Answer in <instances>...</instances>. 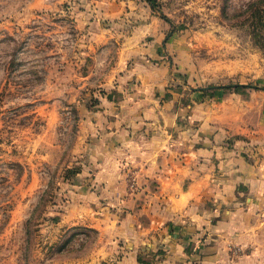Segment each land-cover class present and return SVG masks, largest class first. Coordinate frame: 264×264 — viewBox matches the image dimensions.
Segmentation results:
<instances>
[{
    "label": "crops",
    "instance_id": "0c3cea01",
    "mask_svg": "<svg viewBox=\"0 0 264 264\" xmlns=\"http://www.w3.org/2000/svg\"><path fill=\"white\" fill-rule=\"evenodd\" d=\"M74 4L89 48L117 59L78 107L58 225L102 237L88 264H264V103L189 88L186 45L148 2Z\"/></svg>",
    "mask_w": 264,
    "mask_h": 264
},
{
    "label": "rangeland",
    "instance_id": "374dc122",
    "mask_svg": "<svg viewBox=\"0 0 264 264\" xmlns=\"http://www.w3.org/2000/svg\"><path fill=\"white\" fill-rule=\"evenodd\" d=\"M62 1L0 0V264H88L103 255L96 231L58 225L59 205L76 167L78 107L97 104L117 58L111 45L97 55L89 48L88 28L75 21L79 0ZM152 1L186 45L189 88L230 91L241 104L251 90L262 108L264 0Z\"/></svg>",
    "mask_w": 264,
    "mask_h": 264
},
{
    "label": "trees",
    "instance_id": "16d2710c",
    "mask_svg": "<svg viewBox=\"0 0 264 264\" xmlns=\"http://www.w3.org/2000/svg\"><path fill=\"white\" fill-rule=\"evenodd\" d=\"M146 2H148V4L152 7V8H154V3H153V1L152 0H145ZM167 21V20H166ZM168 23H169V21H167ZM171 26H172V24H171ZM174 29H173V26H172V29H171V31L169 32V34H168V36L169 35H172V34H175V32L173 31ZM81 169V167L80 166H76V167H74V168H72V169H68L67 170V174H66V177H65V180H73V179H75L77 176H78V174L80 173V170Z\"/></svg>",
    "mask_w": 264,
    "mask_h": 264
}]
</instances>
